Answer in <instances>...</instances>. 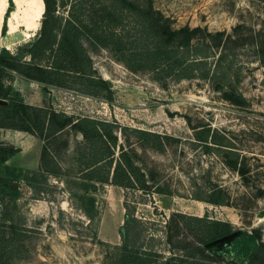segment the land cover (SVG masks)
I'll return each instance as SVG.
<instances>
[{"label":"rangeland","instance_id":"rangeland-1","mask_svg":"<svg viewBox=\"0 0 264 264\" xmlns=\"http://www.w3.org/2000/svg\"><path fill=\"white\" fill-rule=\"evenodd\" d=\"M130 1L148 3L172 28L199 27L194 42L211 45L214 58L224 52L230 85L213 78L156 80L151 71L132 72L107 48L87 42L95 74L112 89L111 101L16 75L13 89L28 105L116 120L159 138L118 133V143L144 174L146 189L138 190L81 178L72 156L82 137L70 127L53 146L60 170L45 183L29 181L27 173L41 171V149L50 147V139L1 129L0 142L18 149L0 165V174H10L9 188L0 187V222L9 239L17 227L16 244H8L4 253L9 264H102L108 245H119L125 235L126 206L138 221L135 242L165 255L168 235L175 244L191 247L196 241L170 220L173 213L227 221L234 234L253 233L264 245V60L257 50L264 48V0ZM68 2L56 0L57 13L65 15ZM42 3L0 0V45L8 17L16 24L10 51L36 38ZM212 191L224 195L226 204L194 198ZM234 234L205 246L213 252L211 264H247L244 254L227 250Z\"/></svg>","mask_w":264,"mask_h":264},{"label":"trees","instance_id":"trees-1","mask_svg":"<svg viewBox=\"0 0 264 264\" xmlns=\"http://www.w3.org/2000/svg\"><path fill=\"white\" fill-rule=\"evenodd\" d=\"M42 2L44 9L36 38L19 45L16 51L0 49V130L24 131L50 139V147L41 149V171L32 176L27 173L26 179L45 183L47 175L60 170L53 146L64 129L70 127L82 137L72 156L81 178L91 183L146 189L144 174L118 143V133L134 132L145 141L159 138L157 134L122 126L116 120L73 117L63 111L28 105L13 89L15 76L111 101L112 89L105 79L95 74L85 42L92 48H107L132 72L151 71L156 80L213 78L217 83L230 85V66L227 64V68L224 64L227 56L220 51L214 58L211 45L194 42V37L201 32L199 27L172 28L161 13L145 2L69 0L65 15L57 13L56 0ZM3 26L6 29L5 21ZM221 35V32L214 35L219 37V42ZM215 45L219 44L215 42ZM257 50L259 59L264 60L263 46ZM208 142L215 143L214 140ZM17 152L14 145L0 142V165ZM9 177V172L0 174V187L9 188ZM155 192L165 193L159 188ZM194 198L214 205L226 204L224 195L218 191L210 192L207 197L195 195ZM126 208L125 235L119 245H108L102 264H211L213 252L205 246L234 233L233 226L227 221L173 213L170 220L179 222L194 234L196 241L190 244L191 247L175 244L168 235L170 249L165 255L135 242L133 231L138 221L133 217V208ZM13 228L9 239L0 222V264H9L4 253L8 244H16L17 227ZM226 247L234 255L244 254L247 264H264V245L257 242L253 233H235Z\"/></svg>","mask_w":264,"mask_h":264},{"label":"crops","instance_id":"crops-1","mask_svg":"<svg viewBox=\"0 0 264 264\" xmlns=\"http://www.w3.org/2000/svg\"><path fill=\"white\" fill-rule=\"evenodd\" d=\"M3 12H4V7L0 12V16L3 14ZM5 23H6V41H5V44L0 45V49L2 47L8 49V45L12 44L11 41L15 37L16 24H15V21L13 20V18L8 17V19L5 20Z\"/></svg>","mask_w":264,"mask_h":264},{"label":"water","instance_id":"water-1","mask_svg":"<svg viewBox=\"0 0 264 264\" xmlns=\"http://www.w3.org/2000/svg\"><path fill=\"white\" fill-rule=\"evenodd\" d=\"M41 17H42V15H41ZM122 232L124 231L123 229L121 230ZM234 234V233H233ZM230 235H232V234H230ZM230 235H227V236H230ZM226 236H224V237H222V238H225ZM222 238H220V239H222ZM217 240H219V239H217ZM217 240H215L214 242H216Z\"/></svg>","mask_w":264,"mask_h":264},{"label":"bare ground","instance_id":"bare-ground-1","mask_svg":"<svg viewBox=\"0 0 264 264\" xmlns=\"http://www.w3.org/2000/svg\"><path fill=\"white\" fill-rule=\"evenodd\" d=\"M34 16V15H33Z\"/></svg>","mask_w":264,"mask_h":264}]
</instances>
